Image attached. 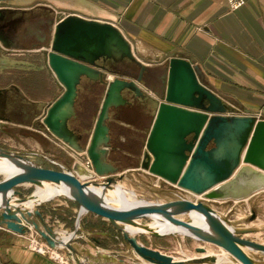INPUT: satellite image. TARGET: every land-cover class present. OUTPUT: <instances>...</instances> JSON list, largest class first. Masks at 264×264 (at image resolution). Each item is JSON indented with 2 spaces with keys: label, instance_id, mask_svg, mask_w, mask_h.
I'll return each instance as SVG.
<instances>
[{
  "label": "crops",
  "instance_id": "1",
  "mask_svg": "<svg viewBox=\"0 0 264 264\" xmlns=\"http://www.w3.org/2000/svg\"><path fill=\"white\" fill-rule=\"evenodd\" d=\"M245 1L240 9L231 11L227 0H0V147L26 153L24 157L32 163L54 170H62L61 166L72 169L75 161L89 158L86 150L73 149L43 122L48 108L65 91L48 63V52L57 24L67 16L111 23L131 45L136 61L120 57L99 61L108 68L104 83L82 78L74 115L69 119L70 129L82 137L79 144L87 148L107 84L115 78L136 81L143 94L126 90L127 101L111 109L107 122L109 161L120 172L130 173L127 179L149 173L141 165L158 107L165 100L174 57L200 67L203 85L229 107H223L221 113L264 118V0ZM122 183L128 187L125 180ZM162 186L166 188L164 183ZM22 187L26 195L35 189L28 184ZM39 208L61 236L76 230L77 202L56 198ZM81 228L78 233L84 237L74 243L92 256L89 264L142 261L105 216L89 212L82 218ZM33 236L45 242L34 230L26 235L2 230L0 264H63L51 253L31 250ZM137 238L174 259L179 258L173 251L167 252V247L183 251L189 241L194 250L199 246L196 239L182 236ZM56 253L74 261L66 248ZM254 256L264 258L261 253Z\"/></svg>",
  "mask_w": 264,
  "mask_h": 264
},
{
  "label": "water",
  "instance_id": "2",
  "mask_svg": "<svg viewBox=\"0 0 264 264\" xmlns=\"http://www.w3.org/2000/svg\"><path fill=\"white\" fill-rule=\"evenodd\" d=\"M117 57L136 61L130 43L115 25L79 16H67L57 24L48 63L65 91L48 108L43 122L73 149L86 150L95 173L80 161H75L72 169L44 168L26 159V153L0 147V233L8 230L26 235L34 230L51 249L66 248L76 264H89L92 256L74 241L84 237L78 233L82 232V218L96 212L105 216L133 252L149 264H217L218 258L208 254L207 247L199 246L196 251L200 256L174 259L140 243L139 235L193 238L218 246L237 263L264 264V258L254 256L255 252L264 255V243L243 237L256 229L234 227L210 203L187 199L146 202L124 187L128 173L120 172V167L109 161L107 122L111 109L127 101L123 95L126 90L143 94L135 80L115 78L107 84L91 141L87 148L79 144L82 137L69 127L78 86L83 77L104 83L108 68L99 61ZM203 77L200 67L190 60H170L165 100L158 107L141 167L207 200L248 198L264 189V118L221 113L223 107H229L203 85ZM27 184L35 187L29 195L22 189ZM132 192L142 201L124 206L112 199V195L125 197ZM56 198L80 205L77 228L66 232V237L39 208ZM26 204L30 205L23 211Z\"/></svg>",
  "mask_w": 264,
  "mask_h": 264
},
{
  "label": "rangeland",
  "instance_id": "3",
  "mask_svg": "<svg viewBox=\"0 0 264 264\" xmlns=\"http://www.w3.org/2000/svg\"><path fill=\"white\" fill-rule=\"evenodd\" d=\"M13 100H18V102L21 101V99H15V97L13 98ZM140 173L142 175L127 179V177L130 175V173H128L127 177L124 180L128 184V187L126 188H128V190L130 188L131 191L135 192L142 200L146 202L172 203L183 199L182 194H177L179 190L176 189L177 186H174L176 184H173L171 182V184L164 183L166 186V188H164V186H162L163 183L159 182L162 180L155 181L156 175L150 172L148 174H145L144 172ZM200 198L202 201L214 204V208L224 212L226 216L231 220V224L234 227L239 229H256L255 232L244 235V238L264 243V190L258 192L252 198H245V200H225L212 202V200H207L204 197ZM253 215H255L254 219H252ZM199 246H205L208 250H210V252L216 254H218V250H220L218 246L213 244H205L204 242H199ZM167 248V252L173 251L171 253H173V255L175 256H178L179 259H187L200 256V254L196 250H194L192 241H189L187 243V247H184L183 251H181L180 247L176 248L171 246ZM222 252L225 253L223 250H221V253ZM255 253L258 254L259 252ZM227 260L228 264H239L230 256H227ZM142 261L144 263L146 262L144 260ZM142 261H136V263L131 262L130 264H144ZM72 262L75 263L76 261L74 260Z\"/></svg>",
  "mask_w": 264,
  "mask_h": 264
},
{
  "label": "built area",
  "instance_id": "4",
  "mask_svg": "<svg viewBox=\"0 0 264 264\" xmlns=\"http://www.w3.org/2000/svg\"><path fill=\"white\" fill-rule=\"evenodd\" d=\"M227 2H228L229 9L231 11H236V10L240 9L245 4L246 1L245 0H227ZM81 163L86 169H88L90 171L94 170L92 161L89 158L85 159ZM158 180H160V179H158ZM159 182L171 184L167 180H162ZM174 186H177V185H174ZM176 189L179 190L177 194L183 195L182 196L183 199L191 200L193 202L202 201L200 198V197H203L202 195L195 194V193H193L189 190H186L184 188H181L179 186H177ZM29 248L31 250L38 251V252L43 253V254L51 253V254H53L55 259H58L63 264H75L74 262H70L69 260L63 259L62 257H60V255L56 253V250H53L50 247H48L45 242H43L40 238H38L36 236H33L30 239Z\"/></svg>",
  "mask_w": 264,
  "mask_h": 264
},
{
  "label": "bare ground",
  "instance_id": "5",
  "mask_svg": "<svg viewBox=\"0 0 264 264\" xmlns=\"http://www.w3.org/2000/svg\"><path fill=\"white\" fill-rule=\"evenodd\" d=\"M129 191H131V190H129ZM43 196L44 195L42 194V197ZM112 199H114L117 202H120L124 206H126V205H128L129 203H132V202H138V201L140 202V201H142V200L138 199L137 197H135L133 195V192L132 193H127L125 195V197L124 196H122V197L120 196L119 197V196L112 195ZM62 237H66V235L65 234H62ZM207 253L210 254V255H215L218 258V263L217 264H228V260H227V256L228 255H227V252H225V253L222 252V253L216 254V253H211L210 250H208ZM188 259H190V258H187L185 260H188ZM81 261H82V263L84 262L83 259H81ZM239 264H241V263H239Z\"/></svg>",
  "mask_w": 264,
  "mask_h": 264
},
{
  "label": "flooded vegetation",
  "instance_id": "6",
  "mask_svg": "<svg viewBox=\"0 0 264 264\" xmlns=\"http://www.w3.org/2000/svg\"><path fill=\"white\" fill-rule=\"evenodd\" d=\"M129 107H136L135 105L133 106V105H130Z\"/></svg>",
  "mask_w": 264,
  "mask_h": 264
}]
</instances>
